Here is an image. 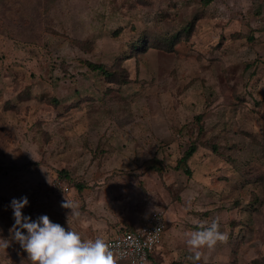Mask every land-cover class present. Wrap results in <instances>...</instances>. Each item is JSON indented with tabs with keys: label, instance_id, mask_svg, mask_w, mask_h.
<instances>
[{
	"label": "rangeland",
	"instance_id": "rangeland-1",
	"mask_svg": "<svg viewBox=\"0 0 264 264\" xmlns=\"http://www.w3.org/2000/svg\"><path fill=\"white\" fill-rule=\"evenodd\" d=\"M22 196L66 230L73 202L82 239L161 213L149 264H193L186 233L219 218L196 264H264V0H0L4 238Z\"/></svg>",
	"mask_w": 264,
	"mask_h": 264
},
{
	"label": "clouds",
	"instance_id": "clouds-1",
	"mask_svg": "<svg viewBox=\"0 0 264 264\" xmlns=\"http://www.w3.org/2000/svg\"><path fill=\"white\" fill-rule=\"evenodd\" d=\"M28 204L27 196L11 200L14 223L9 228V238L0 236V250H6L14 241L27 253L29 264H116L103 238L82 239L71 228V217L77 215L73 202L65 198L61 203V207L71 210L67 216V230L48 215H40L35 220L24 215L22 209ZM197 227L198 230L186 233L193 264L201 260L203 249H212L228 239L227 233L220 230L219 218H213L208 224L198 223ZM21 264H24L23 259Z\"/></svg>",
	"mask_w": 264,
	"mask_h": 264
},
{
	"label": "built area",
	"instance_id": "built-area-1",
	"mask_svg": "<svg viewBox=\"0 0 264 264\" xmlns=\"http://www.w3.org/2000/svg\"><path fill=\"white\" fill-rule=\"evenodd\" d=\"M165 220L152 212L140 225L103 238L118 261L126 264H149L152 255L163 242ZM91 239V238H87Z\"/></svg>",
	"mask_w": 264,
	"mask_h": 264
},
{
	"label": "trees",
	"instance_id": "trees-1",
	"mask_svg": "<svg viewBox=\"0 0 264 264\" xmlns=\"http://www.w3.org/2000/svg\"><path fill=\"white\" fill-rule=\"evenodd\" d=\"M211 0H204L205 4H208ZM184 28H188V26H185ZM84 64L89 68L90 71H92L93 73H95L96 75H102L104 76L105 78H110L112 77V71L108 70V68L105 66V65H102L100 63H96V62H91V61H87V62H84ZM122 72V71H121ZM56 102V101H55ZM196 150V146L195 144H191L189 146V148L187 150H185L183 156L181 157V160H186L188 159L189 157L192 156V154L195 152ZM188 172V171H187ZM79 188H81V185H77ZM134 226V225H133ZM133 226H124L123 228H117L115 229V231H112L110 233H108V235H114V234H117L121 231H124V230H132L133 229ZM155 255H158L157 252H155L151 258H153V256Z\"/></svg>",
	"mask_w": 264,
	"mask_h": 264
}]
</instances>
